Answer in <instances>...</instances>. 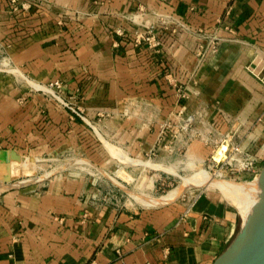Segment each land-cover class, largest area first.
<instances>
[{"label":"crops","instance_id":"1","mask_svg":"<svg viewBox=\"0 0 264 264\" xmlns=\"http://www.w3.org/2000/svg\"><path fill=\"white\" fill-rule=\"evenodd\" d=\"M20 1L0 0V173L5 163L16 172L18 156L71 152L86 157L83 170L112 172L173 144L208 160L216 132L251 150L260 173L264 83L248 66L264 51V0ZM172 16L217 31L218 50L200 59L207 40ZM151 26L161 44L137 45L133 34ZM53 80L84 117L34 86ZM11 178L0 188V264H213L241 227L214 190L135 209L99 197L81 172Z\"/></svg>","mask_w":264,"mask_h":264},{"label":"rangeland","instance_id":"2","mask_svg":"<svg viewBox=\"0 0 264 264\" xmlns=\"http://www.w3.org/2000/svg\"><path fill=\"white\" fill-rule=\"evenodd\" d=\"M1 57L2 55L0 56V58ZM216 134L218 136L213 135L212 154L215 155V158H220V160H223V156H226V153H229V151L232 149L233 144L231 143V145L229 146V150L225 152V150L222 149V146H220L223 143L221 141L216 142V140L220 137L218 132H216ZM236 142L239 143V141L237 140L234 143ZM177 145L178 144H173V146H170L164 153L153 154L149 156L145 160L150 161L147 165L141 164L127 167L126 165H123L122 167L116 168L112 172L106 170L105 168L104 170H106L107 172L103 171L98 173H91L90 171L83 170V167H85V165L83 164L87 165V163L84 161V158L86 157H83L79 154H74L73 152L60 153L55 156H45L40 158L35 157L32 159L28 157H17L15 160H13L14 166L18 167V170L16 172L11 173V164L9 163H5L6 167L4 169L2 167L0 173V188L11 185L6 184L2 181L4 179H12L11 177H14L13 180L17 181L14 184L19 185L21 184V182L26 180H30L31 183L32 180L33 182H35L34 180L39 181L62 171H75L85 174L87 177L91 178V180L94 181L93 189L98 193L99 197H102L109 202H113L117 205L123 206L124 208L136 209L146 208L142 202L143 198H145L144 200H150L152 198L165 195L171 189L183 183L184 179H187V188L185 187V190L178 198L185 197V199L192 200L200 193V191L206 192L214 190L215 194L219 195L222 198H225L238 211V207L231 200L226 198V196L218 188L213 185L202 184L201 180L203 178L199 177L201 176V172L203 171L208 173L209 171L210 174L216 176L217 178L229 181L251 182L257 188L258 185L256 177L259 175V171L255 172L254 174H248V172H246L245 174L243 173L245 171L238 170L239 167H237L238 169H235L230 167L229 165L222 166V163L217 165L213 161L214 155L213 160L212 156L208 160H204L199 156H187V154H185L183 151H180ZM226 148L227 146L225 145V149ZM187 161H192L193 164H188ZM150 163H154L156 165L154 166ZM172 167L175 170H173ZM12 174L13 176H11ZM235 175H239V178H235ZM197 178H199L200 181ZM25 184H29V182ZM255 199L256 198L254 197V199L252 200L255 201ZM255 205L256 204L253 203L254 207ZM240 216V223L242 224L244 218L242 215Z\"/></svg>","mask_w":264,"mask_h":264},{"label":"built area","instance_id":"3","mask_svg":"<svg viewBox=\"0 0 264 264\" xmlns=\"http://www.w3.org/2000/svg\"><path fill=\"white\" fill-rule=\"evenodd\" d=\"M12 1L14 5H18L19 2H21L20 0ZM23 4L25 5L26 3L24 2ZM171 18H173L176 22H178L180 26H182L189 32L197 34V36L205 38L207 40V43L202 44L198 50V56L200 59L204 58L207 54L216 52L218 50L223 39L218 35L217 31L207 32L203 29L192 30L188 27L187 23L180 21L173 16ZM116 33L119 35L126 34V32L122 31L121 29L117 30ZM133 35L135 43L137 45L146 42L151 47H158L161 44L157 29L154 26H151L143 31H136ZM8 67L9 62H7L4 58H0V69L5 70ZM248 69L264 83V51L258 52L251 64L248 66ZM34 86L36 87V89L45 92L48 96L55 99L63 106L70 108L74 113L84 117L82 111L76 108L71 100H68L63 96L62 89L64 85L61 80H53L47 83H38ZM181 128L184 131H188L190 129V125L189 123H187L182 125ZM220 141L223 144L226 143L228 145L226 152L229 150V146L231 145V143L233 144V146L229 153H227L228 158L221 162H216L215 160H213L214 154H212V160L214 161V163H216L217 165L222 163V166L229 165L230 167L235 169H238L237 167H239V171H245L243 173L248 172V174H254L257 171L258 157L251 150L244 149L240 143H234L235 141L232 140L227 134L221 135L219 139L216 140V142ZM235 178H239V175H235ZM194 201L195 199L193 200V202ZM88 264L101 263L96 259H92Z\"/></svg>","mask_w":264,"mask_h":264},{"label":"water","instance_id":"4","mask_svg":"<svg viewBox=\"0 0 264 264\" xmlns=\"http://www.w3.org/2000/svg\"><path fill=\"white\" fill-rule=\"evenodd\" d=\"M257 179L261 198L249 219H243L235 239L213 264H264V164Z\"/></svg>","mask_w":264,"mask_h":264},{"label":"bare ground","instance_id":"5","mask_svg":"<svg viewBox=\"0 0 264 264\" xmlns=\"http://www.w3.org/2000/svg\"><path fill=\"white\" fill-rule=\"evenodd\" d=\"M225 145L228 146L226 143H224V144H222L220 146H222V149L225 150V152H226L228 147L225 149ZM223 157H224L223 160H225V159L228 158V155H226V156L224 155ZM214 160L216 162L223 161V160H220V158L219 159L215 158V155H214ZM122 161H127V160H122ZM86 163L90 164L88 161ZM187 163L188 164H190V163L193 164L192 161H187ZM150 164L154 165V166L156 165L154 163H150ZM83 165H86V164H83ZM192 166H195V165H192ZM169 170H171V169H169ZM173 170H175V169L173 168ZM174 173H176V172H174ZM106 175H107V173H106ZM200 175L201 176H199V177L203 178L201 180L202 184H204V185L205 184H209V185H213L216 188H218L226 196V198L231 200L238 207V209H239V211H240V213H241V215L243 216L244 219L247 220L250 217V215H252V213L254 211V208H255L253 206V203L256 204L255 202H257L261 198V188H260V185L258 183V179H257V185L258 186L256 188L253 185V183H251V182H247V181L236 182V181H229V180H225V179H220V178H217L216 176L210 174L209 171H208V173L202 171ZM197 179L200 181L199 178H197ZM34 181H36V180H34ZM186 181H187V179L186 180L184 179L183 183L179 184L175 188L171 189L167 194L162 195L160 197L152 198L150 200H144L145 198H143L142 199L143 205L145 207H156V206H162V205L168 204V203L176 200L183 193V191L185 190V187L187 186V182ZM27 182L30 183V180L23 181V182H21V184L22 183L25 184ZM32 182H33V180H32ZM254 197L256 198L255 201L252 200V199H254Z\"/></svg>","mask_w":264,"mask_h":264}]
</instances>
